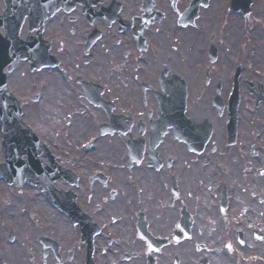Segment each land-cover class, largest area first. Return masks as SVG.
I'll list each match as a JSON object with an SVG mask.
<instances>
[{
  "label": "flooded vegetation",
  "instance_id": "af4514ba",
  "mask_svg": "<svg viewBox=\"0 0 264 264\" xmlns=\"http://www.w3.org/2000/svg\"><path fill=\"white\" fill-rule=\"evenodd\" d=\"M263 2L0 0L51 117L0 136V264H264Z\"/></svg>",
  "mask_w": 264,
  "mask_h": 264
},
{
  "label": "water",
  "instance_id": "95a60500",
  "mask_svg": "<svg viewBox=\"0 0 264 264\" xmlns=\"http://www.w3.org/2000/svg\"><path fill=\"white\" fill-rule=\"evenodd\" d=\"M241 3L243 4L244 0H237V3ZM250 3V1H247L246 6H248ZM6 18H9V11H7L4 15V18L2 21H0V25H3V27L5 29H8V33L9 34H13L15 29H14V24L10 21H7L5 23V21L7 20ZM20 24L21 21L18 24V29L15 31V33L17 34L20 29ZM15 34V35H16ZM0 43H3L4 45H9L12 43H9L7 40L2 39L1 38V34H0ZM12 48V47H11ZM12 50H14V54H9V53H0V91H5L6 90V74L3 72V69L8 65V63H10V68H12L14 66V64L18 61V59L20 58H28V54H22V53H17V50H15L14 48H12ZM10 105H14L17 113L19 115H21V106L18 105V103L12 100V102H10ZM8 114L9 117L6 116H0V134L3 136V142L4 144L9 141L11 139V137H14V134H21V133H27L28 135L30 133H32V130L30 127H24L23 125H20L19 121H18V117H16L13 113L12 110L10 109V107L8 106ZM36 136V135H35ZM37 138V137H34ZM32 138V139H34ZM32 139L30 140V145L32 146ZM36 140V139H34Z\"/></svg>",
  "mask_w": 264,
  "mask_h": 264
},
{
  "label": "rangeland",
  "instance_id": "374dc122",
  "mask_svg": "<svg viewBox=\"0 0 264 264\" xmlns=\"http://www.w3.org/2000/svg\"><path fill=\"white\" fill-rule=\"evenodd\" d=\"M258 11H264V2L263 3H259L258 5ZM262 20L261 23L259 25V28L257 30L258 36H259V41L261 44H264V14L262 15ZM25 65V64H24ZM21 66V65H20ZM20 71V76L22 77L21 79V86L24 88H22L21 92L23 94H26L24 96V103H26V105L24 106V116L22 117V121L24 120L25 122L33 125L35 127L36 130H38L37 127V122H42L43 116L44 118L48 119V121H50L51 117L50 115L46 114L44 115V113H40L39 108L36 107V104L33 103L32 100V96L31 94L33 93L34 90H36V86L34 84L35 81V75L34 73H31L30 71H28L27 75L24 73L25 71V67L23 68H19ZM57 93H52V97L51 98V102H54L57 105V109L53 110V112L55 113L54 117H57V121L58 118L60 117V113H57L60 108H63L65 110V105L63 102L64 97H66V91L62 88L57 90ZM62 99V101H61ZM48 100V98H47ZM63 102V103H62ZM70 102V101H67Z\"/></svg>",
  "mask_w": 264,
  "mask_h": 264
}]
</instances>
